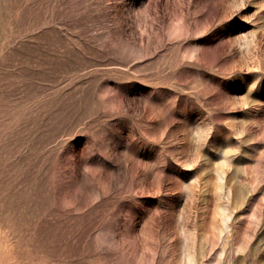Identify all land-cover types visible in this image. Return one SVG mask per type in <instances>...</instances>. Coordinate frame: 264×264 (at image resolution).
<instances>
[{"label":"rangeland","instance_id":"1","mask_svg":"<svg viewBox=\"0 0 264 264\" xmlns=\"http://www.w3.org/2000/svg\"><path fill=\"white\" fill-rule=\"evenodd\" d=\"M0 264H264V0H0Z\"/></svg>","mask_w":264,"mask_h":264}]
</instances>
